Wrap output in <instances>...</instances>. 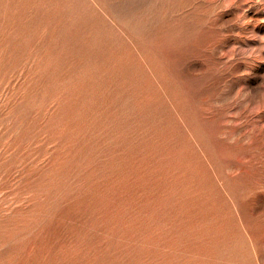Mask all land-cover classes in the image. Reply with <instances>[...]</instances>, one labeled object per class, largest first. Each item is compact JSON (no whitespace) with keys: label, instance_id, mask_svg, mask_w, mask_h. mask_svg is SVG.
Masks as SVG:
<instances>
[{"label":"rangeland","instance_id":"1","mask_svg":"<svg viewBox=\"0 0 264 264\" xmlns=\"http://www.w3.org/2000/svg\"><path fill=\"white\" fill-rule=\"evenodd\" d=\"M0 264H264V0H0Z\"/></svg>","mask_w":264,"mask_h":264}]
</instances>
